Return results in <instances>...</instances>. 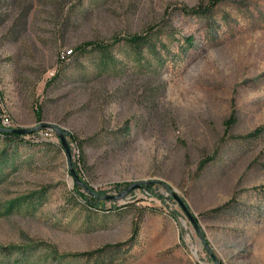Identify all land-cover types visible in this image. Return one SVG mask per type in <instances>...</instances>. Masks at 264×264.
<instances>
[{"label":"rangeland","instance_id":"374dc122","mask_svg":"<svg viewBox=\"0 0 264 264\" xmlns=\"http://www.w3.org/2000/svg\"><path fill=\"white\" fill-rule=\"evenodd\" d=\"M41 125L70 159L0 138V264H264V0H0V126Z\"/></svg>","mask_w":264,"mask_h":264},{"label":"trees","instance_id":"16d2710c","mask_svg":"<svg viewBox=\"0 0 264 264\" xmlns=\"http://www.w3.org/2000/svg\"><path fill=\"white\" fill-rule=\"evenodd\" d=\"M11 2H14V0H11ZM216 4L213 2L210 3V5L206 8H203V7H198V8H194V9H188V8H185V7H181L179 8L178 10L183 14V15H186V16H194V17H200V18H206L207 14H209V12H211V10L214 8ZM192 39L191 38H188L186 39L187 42H190ZM127 42L128 44L131 46V48L134 50V51H138V49H142V48H145V47H150V41H149V35H143V36H135V37H131L129 39H127ZM88 47H92V48H100V49H103L104 46H100L99 44H95V43H85L83 45H80L76 48V52H85L87 50ZM72 53V51H71ZM70 55H68L67 59L69 58ZM1 126H0V138L4 139V140H11L13 142H16V141H20L22 139L23 136H18V135H14V134H10L8 132H5L3 130ZM34 133V132H32ZM31 134V133H30ZM248 138V137H246ZM86 188H88L87 185H85ZM77 189L83 191V189L81 187H76ZM95 199V198H94ZM86 201V200H85ZM223 210V208L219 211H217L216 213H219ZM7 249V248H6ZM5 248L3 249V253L6 252ZM7 255L10 254V252L8 251L6 253Z\"/></svg>","mask_w":264,"mask_h":264},{"label":"water","instance_id":"95a60500","mask_svg":"<svg viewBox=\"0 0 264 264\" xmlns=\"http://www.w3.org/2000/svg\"><path fill=\"white\" fill-rule=\"evenodd\" d=\"M52 129L56 132L60 144L62 146V148L64 149L66 156L68 159H70V153H69V149H68V145L66 143L65 140V136L67 135L66 132H61L57 127L55 126H50V125H41L35 129H1L5 132H8L10 134H14V135H18V136H25L27 134H30L32 132H34L35 130H42V129ZM70 173L72 175V177L74 178V182L78 187H81L83 189V191H88L87 188L85 187L84 183L82 181H80V179L74 174V172L70 169ZM145 183H134L129 185L124 191H122L119 195L117 196H112V197H103V199L105 200H123L124 198H126L130 192L135 191L137 189H141L143 186H145ZM173 197L175 198V200L178 202V204L180 205V207L182 208L183 212L186 214V216L188 217V219L191 221V223L194 225L195 229H196V225L195 222L192 218V216L190 215V213L188 212V210L186 209V207L183 205V203L178 199V197H176V195L173 194Z\"/></svg>","mask_w":264,"mask_h":264},{"label":"built area","instance_id":"2783aa9c","mask_svg":"<svg viewBox=\"0 0 264 264\" xmlns=\"http://www.w3.org/2000/svg\"><path fill=\"white\" fill-rule=\"evenodd\" d=\"M68 55H71V51H68L63 55L64 59H67Z\"/></svg>","mask_w":264,"mask_h":264}]
</instances>
